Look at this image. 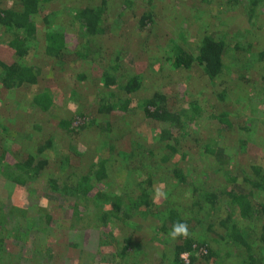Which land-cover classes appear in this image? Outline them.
Listing matches in <instances>:
<instances>
[{"label": "trees", "instance_id": "obj_1", "mask_svg": "<svg viewBox=\"0 0 264 264\" xmlns=\"http://www.w3.org/2000/svg\"><path fill=\"white\" fill-rule=\"evenodd\" d=\"M186 1L177 0L183 4L181 8ZM158 2L160 0H0L1 41L12 50L13 58L10 63L0 60V107L8 108L10 102L5 101V95L21 88L28 95L21 94L14 103L19 110L47 112L50 116L55 112L64 114L50 133L28 134L27 130L21 131L26 125L19 130L10 127L14 118L0 109V176L7 187H11V183L32 185L33 181L44 179L43 187L47 192L73 198L76 218L70 221L85 220V224L90 220L86 223L89 224L87 229L95 235L98 249L90 264H222L232 255L230 248H235L240 258L234 264H264V166L258 163L256 156H249L254 158H248L241 165L242 174L236 172L235 163L227 159L233 171L223 174V165L217 164L213 172L222 171L218 175L223 176L224 181H234L241 174L246 185L235 189L211 182L213 172L204 171L195 161L197 157L215 156L220 145L215 137L203 138L202 127L218 136L233 135L232 129L238 126L241 131L243 127L247 131L249 123L243 126L240 122L247 116L242 114L234 125L230 107L240 102L242 106L251 105L245 92L261 91V85L264 96V46L259 39L264 36V0H194L193 5L186 6L192 9V15H200V23L205 22L207 16L205 6L222 19L215 31L201 26L202 34L191 41L190 46L183 41V31H175L167 43L150 51L148 38H157L162 33L160 29L166 24L170 26V19L177 20L181 15L173 9L166 14L171 17L162 18ZM54 4L58 7H53ZM139 4L136 28L145 35L140 48L149 53L147 70L167 79L199 72L210 90L206 103L209 108L201 104L204 97L201 99L199 94L189 102L192 108L189 119L181 111L185 103L178 104L176 99V95L182 97L187 93V85L175 83L179 84L174 92L176 101H172V95L157 90L148 96L136 97L146 77L132 70L133 58L128 53L117 49L109 51L101 46L100 38L119 26L118 21L123 16H133ZM57 10L65 13L60 20L54 16ZM233 10L242 18V25L235 30L230 29L232 19L228 17V12ZM111 15H114L112 23ZM38 17L42 26L38 24ZM37 55L51 58L53 65L59 68L67 66L72 74L78 63H103L104 69L98 78L100 85L103 84L101 95L95 93L88 104L73 98L72 93L60 92L57 87L36 89L38 75L28 64V58ZM255 67L257 70L253 72ZM250 72L255 74L249 76ZM257 75L261 78L257 79ZM75 78L82 80L85 73L78 70ZM86 104L90 108L86 109ZM76 105L85 109L80 107L77 114ZM67 108L76 114L65 112ZM115 111L123 113L129 125L133 117L140 115L144 123L157 124L158 129L148 141L139 139L125 144L119 132H130L131 128L117 126V132L112 133L115 120L102 117ZM78 119L82 122L76 126L90 127L96 134L89 163L82 161L84 151H75L79 132L71 124ZM211 119H214L212 123ZM56 128L61 132L56 133ZM17 139L27 141L25 146H20ZM240 139L239 134L235 144L238 151L233 155L240 151L248 153L252 146L247 138ZM192 149L197 157H189ZM52 163L53 169L50 168ZM135 163L138 175L133 187L122 188L120 192L116 176L110 170ZM162 163L170 164L171 175L167 180L173 186L172 192L188 195L189 202L155 196L153 177ZM13 192L15 196L18 194L15 188ZM23 199L14 198L16 211L11 210L16 217L9 221L11 230L7 233L0 230V250L6 240L11 239L12 245L18 246V260L24 259L22 264H56L58 255L48 241L49 237L57 240L47 228L50 214L36 201ZM222 199L230 204V209L216 219L217 210L224 204ZM3 209L0 203V226L7 221ZM9 215L12 214H7V218ZM130 219L132 221H128ZM256 220H260L257 226ZM177 222L188 225L189 238L170 239L169 233ZM250 222L252 225L248 227ZM125 225L131 226L132 232L128 234ZM253 240L258 245L251 243ZM185 253L188 261L181 258ZM48 258L54 263L48 262Z\"/></svg>", "mask_w": 264, "mask_h": 264}, {"label": "rangeland", "instance_id": "obj_2", "mask_svg": "<svg viewBox=\"0 0 264 264\" xmlns=\"http://www.w3.org/2000/svg\"><path fill=\"white\" fill-rule=\"evenodd\" d=\"M141 0H138L140 2ZM179 3L177 0H160L157 4L158 10L161 9V15L162 18L165 19L168 16L172 15H166L171 10L178 11L181 15H178V19H170V26L166 27L167 24L160 29L162 33L159 34L157 38H148L147 40V47L152 51V48H159L161 47L165 42L167 43L171 36L174 37L175 31H183V41L185 40L186 46L192 45L191 41H196L198 39V36L202 34L203 28L205 27L209 31L216 29V27L221 23L222 19L217 18L216 12L212 11L210 7H202L204 11L207 13V16L205 18V22H201L199 20L200 15H192V9L187 7L186 4L193 5L194 0H187L185 7L181 8L183 5H178ZM51 6V5H50ZM53 7H58L57 4H54ZM64 8L66 6H63ZM191 7V6H190ZM193 7V6H192ZM194 8V7H193ZM141 5L139 4L135 9V14L133 16H123L121 19H119V26L112 28V30L106 35L102 36L100 38L101 46L103 49H107L109 51H113L117 49L119 52L128 53L133 58V67L132 70L135 73H142L146 79L144 80L143 86L141 90H139L135 96L136 97H145L149 94L153 93L154 91H161L164 92L167 95H172V101H176L178 99V104H181V102L185 103V106L181 107V111L184 113V116L187 117V119L190 118V112L192 108L189 105V102H191L193 99H195V96L198 98L197 94L200 95L201 99L204 97L201 101V104L209 108V106L206 104L209 102V88L205 84V80L202 79L201 76H199V72H191V75H185L183 74L178 75L177 77L173 79H167L165 77L160 78L159 76H156L154 73H150L147 68L149 67V61L148 56L149 53L141 50L140 45L141 42L145 39V35L142 34L139 30L136 28V23L140 14ZM180 10V11H179ZM229 20L231 21L230 29L235 30L239 25H242V18L239 16V13L237 10H233L232 12H228ZM65 13H60L59 10H57V14L54 15L58 20L60 18H63ZM71 14H74V11L71 10ZM221 14V13H220ZM114 15H111L109 17L110 23H112ZM226 18V16H225ZM236 19V21H235ZM41 18L38 17V24L42 26V21H40ZM173 20V22H172ZM169 20L167 21V23ZM172 22V23H171ZM111 27L113 24H110ZM202 26V27H201ZM211 26V27H209ZM264 33V28L262 30ZM257 35V34H256ZM255 37V35L253 36ZM261 45L264 46V36L259 38ZM184 42V43H185ZM160 50V49H159ZM161 52V50H160ZM34 53V52H33ZM38 56V57H37ZM34 56L32 59L31 57L28 58V64L33 66L34 71L38 75L37 83L35 85L36 89L42 88L43 86H49V87H57L60 92L62 93H72L73 98L80 99L83 103L91 104L90 101L93 100L95 97V93L100 94L103 90V84L100 85V80L98 79L103 72L104 64L103 63H94V61H91V65L89 63H81L76 65L77 70H79L82 73H85V78L82 80H77L75 78L76 72L72 74L71 69L67 66L59 68L57 66H54L52 63L51 58L47 57H41L37 55ZM108 58V56H105ZM12 50L7 46L6 43H3L1 41V31H0V60L3 62L10 63L12 61ZM251 61V60H250ZM258 63H256L257 65ZM108 67V66H107ZM257 67V66H256ZM256 67L253 69V72L256 69ZM81 69V70H80ZM253 72L249 73V76L251 74H255ZM189 74V73H188ZM74 77V79H73ZM191 77V79H188ZM261 78V76L257 75V79ZM176 82H182L183 84L187 85V93L184 96H180V94L176 95V99H174V92L179 89V84H175ZM264 84V81H263ZM100 85V86H99ZM184 85V86H185ZM262 88L261 91H248L245 92V94L249 95L250 103L248 107L242 106V102L238 103L237 105H234L232 108L230 107V110H232V114H234V125L238 121L241 120L242 114L247 116L246 120L244 121V117L240 121L242 124L245 125L246 123H249L248 130L246 131L243 127V131H241V126H238V129L234 128L233 135L230 133L225 134L224 136H218L219 134L213 131H207L206 127L201 128V136L204 137H215L218 142H220V145H218L216 149L215 156H202L197 157L195 155L194 149L190 151V158L195 156V161L199 163L201 168L204 171L213 172L214 167L217 166V164H222L223 166V172H213L212 173V179L211 182L214 183H220L223 187H235V189H241L246 184L241 179V174L237 179L234 181H224V177H220L221 173L227 174V172L233 171L232 170V164L227 160H232L235 165L233 166V169L241 173L242 168L241 165L248 160V158H254L249 156H256V160H258V163L264 166V96L261 93L263 91L262 85L259 86ZM258 87V88H259ZM23 89H19L15 91L14 93H8L5 95V101L10 102L7 107L5 108L4 105H1L0 109L3 110L6 113L9 114V118H14V121L10 125L15 127L16 130H19V128L24 125H26L21 131L27 130L28 134H35V133H50L52 129L55 128V124L59 121L60 117H62L64 114L63 112H55L54 114L48 115L47 112H37L36 111H23L19 110V107H16L14 103L21 97V94L28 95ZM101 95V94H100ZM58 96V95H57ZM181 97V98H180ZM90 100V101H88ZM262 100L263 102H260ZM58 106L61 104V100L58 96L57 98ZM262 103V104H261ZM86 104V109L90 108ZM242 106V107H241ZM77 107V109H76ZM75 111L78 114L81 110H84V106L82 105H76ZM73 108V107H72ZM93 108V106L91 107ZM73 109L67 108L65 112L72 114L75 111H72ZM10 111V112H9ZM205 112V110H204ZM199 113H202V110H199ZM102 117L105 120H115L116 122L113 127L112 133L117 132V126L123 125V127H128L130 129V132H124L120 131L119 136L122 135L123 142L127 144L129 141L132 140H139L142 139L143 141H148L151 139L152 135L155 134L156 129H158L157 124H146L143 122V119L140 115H137L132 118L131 122L132 125H129L130 121H127L125 118V115L121 112H112L108 114L102 115ZM186 119V118H185ZM111 121V120H110ZM124 121V124L122 122ZM214 119L210 120L212 123ZM33 122V125L31 124ZM78 122H82L81 119H78L77 122L74 121L71 125L72 127H75V129L78 130L79 134L76 136L75 140V151L77 153H80L81 151H84L82 161L84 163H89L92 159V153L93 151V142L94 137L96 136L95 132L90 127H83L80 128V126H76ZM126 123V124H125ZM80 124V123H79ZM240 125V123H239ZM54 127V128H51ZM56 133H60L61 129L56 128ZM27 134V135H28ZM239 134L241 136V139H248L250 143H252V146L249 148L248 153L239 152L236 155H233L237 153L238 147L235 146L236 140L239 137ZM11 136H13V133H10ZM221 135V134H220ZM15 136V135H14ZM218 137V138H217ZM22 138V137H21ZM20 143V146H25V142L27 141H21V139H17ZM98 140V139H97ZM256 145L254 146V144ZM258 144V146H257ZM14 147H16L15 144H11ZM235 146V147H234ZM241 150V149H240ZM233 153V154H232ZM50 161L53 160L52 156L49 158ZM49 162V161H48ZM128 166H123L121 168L114 167L113 171L116 180L117 185L120 187V192L123 189L130 190L133 187L134 181L137 179V173L135 171V168H137V164H127ZM137 166V167H136ZM55 165L52 163L50 165V168H54ZM170 164L169 163H162L161 167L159 168L158 172L153 177V189L154 194L156 196L157 190L163 191L167 194V198L175 199L179 202L185 201V203L189 202L188 195L185 194H177L172 192L173 190L171 184L168 182L167 179L170 178L171 171H170ZM219 174V175H218ZM243 174V172H242ZM5 180L0 176V203L4 206V213L7 221H5L4 224H1L0 230L7 233L11 227L9 224V221L12 218H15V214L13 213L11 209L15 210L13 205H15L14 198H24L23 201H26L27 199H30L32 202L36 201L39 203L46 212L50 214V223L47 224V228H49V232L52 234L51 237L57 238V240L52 241V238H48L49 244L54 245V251H56L55 255H58V261L55 262L56 264H90L91 259L94 257L95 253L97 254V245L95 243V235L90 232L87 227H89L86 223L90 222V220H87L85 222L86 226H84L85 220H74L76 217L74 216L75 213H73V202L74 199L68 196H60L54 194L50 191L47 192L46 188L43 187L44 179H39L36 182L33 181L32 185H20L17 184H9L11 187H7V185L4 184ZM128 182L130 184H128ZM171 183L172 180H171ZM125 184L127 186L125 187ZM13 188H15L18 191V194L15 196L13 192ZM171 190V191H170ZM157 197V196H156ZM162 198L163 197H158ZM166 198V199H167ZM165 199V198H164ZM224 201V199H222ZM30 201V202H31ZM16 206V205H15ZM81 207V206H80ZM230 209V204L226 203L224 201V204L221 208H219L217 213L215 214L216 219L218 216L226 213V210ZM83 208H80V211H82ZM16 211V210H15ZM11 212V213H10ZM7 214L10 217L7 218ZM83 215V214H82ZM71 220V221H70ZM128 221H132L131 219ZM257 223H260V220H256L255 225L257 226ZM252 225V222L247 224L248 227ZM125 231L132 232L131 226L125 225ZM85 227V228H84ZM54 233V234H53ZM199 233V232H198ZM9 234V233H8ZM120 234V232H118ZM31 235V234H30ZM145 238V237H144ZM143 239V238H142ZM11 239H7L6 242L3 244V248L0 250V264H22L24 259L18 260V257L16 255L17 252V245H12L14 242H10ZM251 243H255V246L258 245V242L256 240L251 241ZM59 244L61 247H59ZM29 246V245H28ZM116 243L113 244V247L115 248ZM221 245H219L220 247ZM28 248H26L23 252V254L26 252ZM204 250L203 248L200 249V252ZM232 250V255L229 256L227 260H225L222 264H234L237 263L240 258L237 257V252L235 251V248H230ZM224 251V250H221ZM42 253L41 251H39ZM186 254V253H185ZM187 254L185 255V260L187 259ZM48 262H53L51 259H47ZM34 261V260H32ZM33 262H26L24 264H32ZM54 263V262H53Z\"/></svg>", "mask_w": 264, "mask_h": 264}, {"label": "clouds", "instance_id": "obj_3", "mask_svg": "<svg viewBox=\"0 0 264 264\" xmlns=\"http://www.w3.org/2000/svg\"><path fill=\"white\" fill-rule=\"evenodd\" d=\"M156 196L157 197H163V198H167V194L163 191L157 190L156 192ZM190 233L188 230V225L186 223H180L177 222L173 225L172 230L169 233V237L172 240H176L177 237H182L184 239L189 238ZM186 254H181V258H185Z\"/></svg>", "mask_w": 264, "mask_h": 264}]
</instances>
